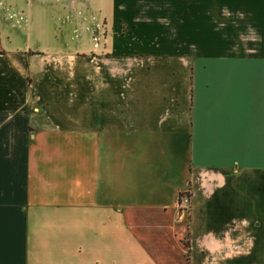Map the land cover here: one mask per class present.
Here are the masks:
<instances>
[{
	"label": "crops",
	"instance_id": "obj_1",
	"mask_svg": "<svg viewBox=\"0 0 264 264\" xmlns=\"http://www.w3.org/2000/svg\"><path fill=\"white\" fill-rule=\"evenodd\" d=\"M2 1L0 264H264V0H96L134 22L108 57L161 60L89 93L47 60L65 1Z\"/></svg>",
	"mask_w": 264,
	"mask_h": 264
},
{
	"label": "rangeland",
	"instance_id": "obj_2",
	"mask_svg": "<svg viewBox=\"0 0 264 264\" xmlns=\"http://www.w3.org/2000/svg\"><path fill=\"white\" fill-rule=\"evenodd\" d=\"M64 1L61 12L59 6H53L52 20L46 22L47 27H51V31L48 30L51 36L46 37V46L52 50L47 60L52 62L56 76L80 78L85 84L82 91L89 93L94 76L100 68H105L112 76L123 78L136 65L152 66L161 60L160 55L146 56L141 52H131L129 55L117 53L108 57L111 53L108 49V35H118L111 37L116 42L134 24L122 11L125 9L124 4L115 6L118 11L116 18L110 20L109 10L103 4H96V0ZM3 8L4 2L0 0V14ZM139 22L140 18L135 23ZM151 39L155 41L156 38ZM179 210L183 213V222H186L187 205L179 207Z\"/></svg>",
	"mask_w": 264,
	"mask_h": 264
},
{
	"label": "built area",
	"instance_id": "obj_3",
	"mask_svg": "<svg viewBox=\"0 0 264 264\" xmlns=\"http://www.w3.org/2000/svg\"><path fill=\"white\" fill-rule=\"evenodd\" d=\"M189 198L187 194H182L178 200V206L181 208L186 207L188 205Z\"/></svg>",
	"mask_w": 264,
	"mask_h": 264
},
{
	"label": "trees",
	"instance_id": "obj_4",
	"mask_svg": "<svg viewBox=\"0 0 264 264\" xmlns=\"http://www.w3.org/2000/svg\"><path fill=\"white\" fill-rule=\"evenodd\" d=\"M182 194H183V193H180L179 198H180V196H181Z\"/></svg>",
	"mask_w": 264,
	"mask_h": 264
}]
</instances>
